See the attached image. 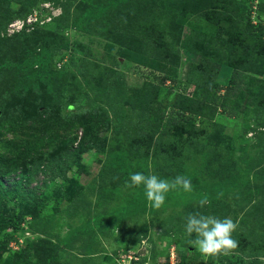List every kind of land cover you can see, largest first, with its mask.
Masks as SVG:
<instances>
[{"label": "rangeland", "instance_id": "rangeland-1", "mask_svg": "<svg viewBox=\"0 0 264 264\" xmlns=\"http://www.w3.org/2000/svg\"><path fill=\"white\" fill-rule=\"evenodd\" d=\"M104 1L110 0H0V127L16 114L27 120L21 128L16 123L19 131L6 130L0 140V177L9 188L23 182L31 193L20 205L23 230L4 241L12 229L0 228V264L237 261L240 256L233 252L202 255L189 243L195 234L189 237L184 225L189 213L200 212L232 219L238 225L233 234L241 235L264 219V0H128L97 19L90 33L67 26L62 18L68 5L71 13H80ZM206 9L218 11L219 20L235 18L249 25L260 34V43L245 64L243 83L233 84L236 94L228 90L233 68L223 65L217 74L220 88L207 100L209 109L188 112L184 119L172 105L175 97L169 88L195 97L188 76H198L195 65L203 58L184 49L182 40L198 29L215 34L210 19L198 15ZM33 14L38 21L28 23ZM19 20L23 26L12 27ZM148 28L149 34L152 28L153 34L161 30L173 50L169 60L158 63L154 54L149 65L138 61L139 38ZM67 41L73 42L72 50L64 47ZM46 49L52 53L50 68L62 72L55 79L41 81L37 66L28 72L17 67ZM79 67L85 68V76L80 77ZM30 73L32 78L27 77ZM146 83L150 91L144 103L133 107L129 97ZM225 93L232 96L224 100ZM149 110L154 111L150 118L164 111L170 128L164 135L156 132L153 144L137 128L139 119L150 124L143 119ZM30 135L36 136L37 145L41 137L47 141L44 154H31L33 166L25 171L1 145H18L26 152ZM134 172L189 178L192 203L186 212L173 207L181 189L177 187L166 194L165 202L173 206L145 204L143 186H125ZM42 193L50 195L39 205L35 198ZM205 196L209 202L201 206ZM165 217L170 223L161 225ZM67 235L74 236L69 247L55 241ZM90 251L91 257L85 254Z\"/></svg>", "mask_w": 264, "mask_h": 264}, {"label": "trees", "instance_id": "trees-1", "mask_svg": "<svg viewBox=\"0 0 264 264\" xmlns=\"http://www.w3.org/2000/svg\"><path fill=\"white\" fill-rule=\"evenodd\" d=\"M127 1L128 0H110L97 2L90 6H85L80 11V13H71L69 9L70 6L68 5L66 6V10L62 18L66 20L67 26H73L75 28L82 29L87 33H90L91 28L97 21V19L102 16L109 15L110 12H116L120 7L123 6V4H126ZM199 14L210 19L211 27L214 26L216 32L215 34H212L207 30H193L185 39L182 40L184 49L186 48L188 51L198 54L203 58L202 64L195 65L198 76H188V83H194L195 85L194 95L195 97L197 96L198 100L194 96L189 97L180 91L173 93V88H169V91L171 92V98L173 96L175 97L174 103L172 105L173 107L177 108L179 116L183 118H186V114L188 112L197 113V111H199L200 113H205V109H209L210 104H208L207 100L210 99L209 97H211V95H214L216 93L217 88H220V82L217 78V74L223 65H228L233 68L228 90L232 92V95L236 94V91L233 89V84L238 83L239 85H241L243 83V76L246 71L245 64L247 61L248 63H250L251 59L253 58L255 49L257 46H259L260 43V34H258V32H252L249 25H241L239 20L235 18H232L231 21H225V19L222 18L221 20H219L217 18L219 16V12L210 9L200 11L198 12V15ZM37 21H35L34 23H36ZM149 31L150 28H148L147 33L144 31L143 35H141L139 38V50L137 51L139 53L138 61L142 64L149 65V63L152 62L150 58H153L154 54L158 55V60L156 59L158 63L159 61L169 60L171 56L170 52L173 50L163 41V37L161 36L162 34H159L161 30H156L154 34L153 28L151 30L152 33L149 34ZM129 34L132 37L134 36V32L132 30H129ZM138 36L139 34L137 35V37ZM71 44H73V42L67 41L66 44L63 45L66 49L69 48V50H72ZM121 44H123V42H121ZM134 47L137 48V46ZM51 58V51L49 49H46L44 55L39 54L37 56L27 57L23 60V63H16V65L18 68H21L23 72H28V70L30 69L32 71L35 66L40 67L36 77L40 78L43 82H45L46 79H49L51 81V79H55L56 75L58 76L62 74V72L56 73V71L50 68V64L52 62ZM88 69L89 66L86 68V72H89ZM78 73L80 77L85 76V68L79 67ZM32 76V73H30L27 77L32 78ZM26 87L29 86L26 85ZM149 91V84L146 83L142 88L137 90L136 93L134 91L135 95L133 94L131 97H129V103L133 107H137L136 103L143 104L144 97ZM232 95H229V93H225L223 99H229ZM138 99H140V101H138ZM195 103L198 104L196 105V109H193V104ZM1 109H3V106L0 104V110ZM151 113H154V111H147L146 114H144L143 118L150 124L147 125L139 119L140 123L137 128L141 130L144 140L153 144L155 143L156 139L155 141H153V143L151 142V139L155 136L156 132L161 131L162 135H164L169 132L170 128L169 120L166 118L164 111H162L161 116H159V114H153V117L150 118ZM126 115L130 117L128 113ZM12 119L15 120L10 119L9 121H5L4 123H2V126L0 127V140L2 139L6 130L19 131L16 124L17 122L20 123V128L24 125V123L27 122V120L23 118V115H21V113L16 114ZM81 123L83 127L87 126L86 121H82ZM150 126L151 128H149ZM148 128L152 130H149ZM178 132L181 133L180 130H178ZM29 138L30 140L25 143L28 148L24 147L27 148L26 152L23 151V147L21 148L18 145L16 147L8 144L1 145V147L5 150V153L15 154L17 163L22 165L23 168H25V171H29L33 166V162L30 161L31 154H34L36 152L44 154L42 147L46 146L47 141L45 137H41L37 145L36 136L30 135ZM22 159H26V161L22 163ZM73 164L74 163H70L69 166L72 167ZM66 189L70 192L73 188L69 186ZM30 194L31 193L25 189L23 182H19L17 185L9 188L0 177V228L2 230H7L10 228L12 229V231L6 234V236L3 238L4 241H8L9 239L13 238V235L17 231L23 230V228L19 226L20 216L22 215L20 205L21 203L25 204L30 200ZM177 194L181 198L174 195V201L172 202V204H174L175 206L171 205L170 203L168 204V202H165L164 208H168L169 205L173 207L180 206V208H183V212H186L185 207H188L192 203L191 201L193 199V194L185 192L182 188L180 189V192L177 191ZM49 195L50 194L42 193L40 194V196H36L35 200L39 202V205H43L48 199ZM142 196L146 204L147 198L145 196V192L142 194ZM195 196L196 194H194V197ZM27 206H29V203H27ZM208 213L210 212L208 211ZM262 217H264V215L260 216V218ZM170 220L171 218L165 217V219L162 220L161 225L165 222L168 223ZM92 223H96L98 225L100 224L98 223V221H92ZM245 224L246 223H244V225ZM252 224L253 225L250 226L247 230L245 229L246 231L242 232L241 235H235L232 233L233 239H236L238 241V247L233 251L232 254L239 255L240 258L237 257L239 260L237 259V261L235 262L229 260L226 264H264V219ZM87 225L93 230L91 222H89ZM30 230H25V232ZM32 230H35V228H32ZM144 232L146 234L147 232L149 233L148 229H144ZM52 237L56 238L54 236ZM92 238L95 239V235L90 237L89 239L92 240ZM73 240L74 236L72 235H67L65 237L55 239V241H60V243L65 247H69L73 243ZM243 242H245L244 245H242ZM92 253L93 252L90 251L85 254L91 257ZM153 257L154 261H156V255H154ZM35 262L40 264L37 261Z\"/></svg>", "mask_w": 264, "mask_h": 264}, {"label": "clouds", "instance_id": "clouds-1", "mask_svg": "<svg viewBox=\"0 0 264 264\" xmlns=\"http://www.w3.org/2000/svg\"><path fill=\"white\" fill-rule=\"evenodd\" d=\"M127 188H138L143 186L145 196L151 207L159 209L166 200V194L182 188L185 192L193 190L191 180L183 175L172 179L161 178L156 174H145L134 172L129 174V180L125 182ZM205 196L200 200L201 206L208 203ZM237 224L230 218H219L205 215L200 212L189 213L185 217L184 229L193 245L204 256L229 255L238 247V241L233 239L232 233L236 230Z\"/></svg>", "mask_w": 264, "mask_h": 264}, {"label": "built area", "instance_id": "built-area-1", "mask_svg": "<svg viewBox=\"0 0 264 264\" xmlns=\"http://www.w3.org/2000/svg\"><path fill=\"white\" fill-rule=\"evenodd\" d=\"M37 19H38L37 14H33V15H30V17H28L27 22L34 23L35 21H37ZM16 26L21 28L23 26V22L19 20L15 24H12V27H16Z\"/></svg>", "mask_w": 264, "mask_h": 264}]
</instances>
